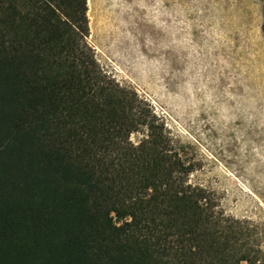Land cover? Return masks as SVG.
Masks as SVG:
<instances>
[{
	"label": "trees",
	"instance_id": "16d2710c",
	"mask_svg": "<svg viewBox=\"0 0 264 264\" xmlns=\"http://www.w3.org/2000/svg\"><path fill=\"white\" fill-rule=\"evenodd\" d=\"M89 35L87 0H0V264H264Z\"/></svg>",
	"mask_w": 264,
	"mask_h": 264
},
{
	"label": "rangeland",
	"instance_id": "374dc122",
	"mask_svg": "<svg viewBox=\"0 0 264 264\" xmlns=\"http://www.w3.org/2000/svg\"><path fill=\"white\" fill-rule=\"evenodd\" d=\"M87 1L102 68L149 103L189 182L264 250V0Z\"/></svg>",
	"mask_w": 264,
	"mask_h": 264
}]
</instances>
